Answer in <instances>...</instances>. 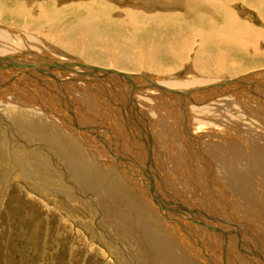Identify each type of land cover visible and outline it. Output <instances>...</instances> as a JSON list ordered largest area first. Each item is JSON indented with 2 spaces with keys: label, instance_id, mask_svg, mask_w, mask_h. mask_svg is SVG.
<instances>
[{
  "label": "bare ground",
  "instance_id": "1",
  "mask_svg": "<svg viewBox=\"0 0 264 264\" xmlns=\"http://www.w3.org/2000/svg\"><path fill=\"white\" fill-rule=\"evenodd\" d=\"M258 19L264 0H0L3 175L79 177L97 158L148 191L132 187L141 211L169 219L183 264H264Z\"/></svg>",
  "mask_w": 264,
  "mask_h": 264
},
{
  "label": "rangeland",
  "instance_id": "2",
  "mask_svg": "<svg viewBox=\"0 0 264 264\" xmlns=\"http://www.w3.org/2000/svg\"><path fill=\"white\" fill-rule=\"evenodd\" d=\"M246 10L248 11V9ZM251 13V11L247 12L248 16H245V18L254 20L255 17L256 19L257 15H255V12ZM256 21H259V19ZM256 23L260 27L263 26L260 22ZM262 29H264V26ZM35 132L29 135L32 137L33 142L37 141ZM64 133L69 135L65 130ZM55 134L58 136V133ZM112 150L115 151L113 146ZM146 151H148V147H146ZM77 155L82 156V154L76 151ZM79 156L77 157L80 158L81 156ZM97 157L101 158L99 155ZM99 161L97 158L89 162L83 160V167L81 166L79 177L76 174L70 176L59 174L56 175V178L53 176L55 180L50 177L51 182H49L50 180L47 177L41 175L38 177L32 174L27 175L26 173L10 177L8 176V172H4L6 177L0 168V264H163L165 261L168 262L170 254H174L171 256L172 259H170L176 263L182 262L181 264H183L188 259V254L182 252L184 249L181 246L182 244L179 241L177 242L181 248L183 247L181 250L179 249V245L178 248L172 243L173 241L175 242V238L177 237L172 240L175 235L171 229L169 219L164 215L163 217L160 215L159 221L157 218L154 220L150 216L153 214L149 210H140L143 201L140 197V199L137 197L141 194L147 196L149 194L148 191L144 190L141 193L142 190L137 187L136 180L134 178L129 179L125 175L126 173L121 171L120 167L116 168L114 172L111 170L107 171L105 170L106 167L102 166V163L100 164L101 161ZM7 162L4 161V166ZM0 163L2 164V162ZM119 177L123 182H126V187L124 186L122 190L119 189L118 182L116 183L117 180H120ZM10 178L11 180L8 183L4 182V180ZM80 178H83L85 181L83 179L81 181ZM44 179H46V182L40 183ZM57 181L58 184H56ZM83 182L88 184L87 188L83 187L86 185ZM55 184L59 186L58 191ZM132 187L137 189L140 195ZM203 188L202 192L207 190ZM77 190H79V193ZM111 190H116L115 193L117 195L120 193L118 197L124 200H118L116 198L117 195L112 193ZM143 195L141 196L143 197ZM171 202L176 206L181 205L175 201ZM255 209L257 208L255 207ZM254 216L258 218L256 217L257 215ZM123 217H127V219ZM210 217L212 218L211 215H206V219ZM223 218L225 219L223 221H226L224 224L225 228L229 230V222L232 223V218L231 216L229 218L227 214ZM227 221L229 222L227 223ZM207 227L210 229L206 225L204 233L210 231ZM146 231L148 235L145 233ZM143 234L146 235L143 236ZM171 234H173L172 238ZM189 235L194 238L193 232H190ZM145 236L148 238L146 242L142 241L146 239ZM101 238L105 240V243ZM139 238L141 239L139 240ZM162 239L164 240L162 241ZM149 240L154 241L155 244L150 243ZM212 243L215 247L219 245L223 246L221 242H219L220 244L217 241ZM151 245H153L152 248ZM109 246L114 248V252ZM140 246L141 248H139ZM166 246L167 249L164 251ZM171 247L174 249H171ZM161 249L162 251H160ZM137 250L141 251L138 252ZM149 250H156L157 252L149 253ZM159 252L164 253L165 257ZM165 252H167V255L169 253V258L165 255ZM179 254L184 255L180 256ZM184 256L185 259L183 258ZM228 257L230 258V256ZM213 260L217 261V264H223L217 257H213Z\"/></svg>",
  "mask_w": 264,
  "mask_h": 264
}]
</instances>
